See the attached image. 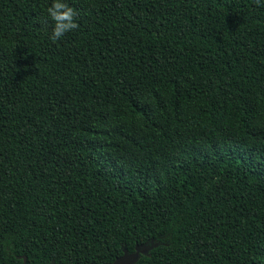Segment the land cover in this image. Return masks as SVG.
I'll return each mask as SVG.
<instances>
[{
	"label": "trees",
	"instance_id": "16d2710c",
	"mask_svg": "<svg viewBox=\"0 0 264 264\" xmlns=\"http://www.w3.org/2000/svg\"><path fill=\"white\" fill-rule=\"evenodd\" d=\"M52 2L0 0V264H264V6Z\"/></svg>",
	"mask_w": 264,
	"mask_h": 264
},
{
	"label": "clouds",
	"instance_id": "9594fccd",
	"mask_svg": "<svg viewBox=\"0 0 264 264\" xmlns=\"http://www.w3.org/2000/svg\"><path fill=\"white\" fill-rule=\"evenodd\" d=\"M254 2L257 6H264L261 4V0H254ZM47 15L54 25L50 37L54 41L79 28L76 20L78 12L69 6L65 0H53L52 4L47 8Z\"/></svg>",
	"mask_w": 264,
	"mask_h": 264
},
{
	"label": "rangeland",
	"instance_id": "374dc122",
	"mask_svg": "<svg viewBox=\"0 0 264 264\" xmlns=\"http://www.w3.org/2000/svg\"><path fill=\"white\" fill-rule=\"evenodd\" d=\"M156 245L155 241H149L134 249L132 254H124L121 258L113 262L112 264H132L139 256L146 255L149 249Z\"/></svg>",
	"mask_w": 264,
	"mask_h": 264
}]
</instances>
